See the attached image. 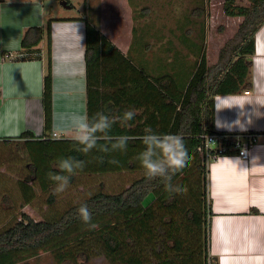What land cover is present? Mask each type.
Returning a JSON list of instances; mask_svg holds the SVG:
<instances>
[{
  "label": "trees",
  "instance_id": "1",
  "mask_svg": "<svg viewBox=\"0 0 264 264\" xmlns=\"http://www.w3.org/2000/svg\"><path fill=\"white\" fill-rule=\"evenodd\" d=\"M236 1L227 0V12L242 16L243 21L237 34L221 49L214 65L209 64L203 44L190 40L193 27L184 31L182 43L192 54V48L195 49L196 62L190 66L180 60L179 51L169 40L163 44V50L173 51V57L167 60L163 55L156 69L141 63L139 56L143 51L139 46L142 40L137 36L133 35L136 39L132 41L133 49L140 51L124 54L97 25L87 24L88 117L97 112L108 115L122 114L130 109L136 112L128 126L117 123L111 130L112 136L134 137L127 150L111 154L95 150L100 167L96 172L126 170L142 174L118 191L109 192L101 187L61 211L55 209L56 198L53 191L50 192L47 200L52 209L50 216L37 220L23 212L22 218L8 220L0 226V264H17L41 251H51L59 264H76L80 258L88 259L96 254L104 255L113 264H207L210 259L215 261L209 253V169L203 147L206 135L217 132L215 96L240 93L251 87L255 34L264 24V0H248V5H237ZM203 14L201 7L193 10L196 18ZM51 21L45 27L35 26L25 32L16 58L41 57V49L36 47L44 32L50 43ZM133 31L135 34L136 27ZM52 94L49 52L43 96L48 129L53 117ZM146 128L183 137L192 159L173 176L172 183L186 187V193L170 194L159 179L148 180L143 174L137 156L144 149L139 137ZM22 143L42 146L39 154L35 152L39 155L38 162H31L33 168L30 164L34 175L46 159H55L51 168L56 170L57 155L82 160L86 157L76 151L77 145L71 138H54L52 133L35 138L32 132L26 131L16 140H5L1 144L7 147L13 144L20 150ZM81 204H87L96 228H90L79 219L76 210Z\"/></svg>",
  "mask_w": 264,
  "mask_h": 264
},
{
  "label": "crops",
  "instance_id": "2",
  "mask_svg": "<svg viewBox=\"0 0 264 264\" xmlns=\"http://www.w3.org/2000/svg\"><path fill=\"white\" fill-rule=\"evenodd\" d=\"M70 5L65 7L61 1L49 4L47 0L0 1V143L16 140L26 131L35 138L53 132L71 138L73 133L61 117L88 115L89 20L73 14L76 6ZM51 19L50 43L44 32L36 47L41 49V57L16 58L25 32L31 27H45ZM92 24L124 54L142 50L141 63L158 69L163 38L155 44L142 42L138 51L133 49L131 35L123 36L116 29V36L110 30L107 17ZM49 52L53 87L50 129L45 125L43 101ZM215 129L257 132L259 137L249 159L240 158L232 149L208 164L209 253L217 264H264V24L255 34L251 87L215 96Z\"/></svg>",
  "mask_w": 264,
  "mask_h": 264
},
{
  "label": "rangeland",
  "instance_id": "3",
  "mask_svg": "<svg viewBox=\"0 0 264 264\" xmlns=\"http://www.w3.org/2000/svg\"><path fill=\"white\" fill-rule=\"evenodd\" d=\"M47 1L49 4L58 5V1L61 0ZM69 1L76 6L72 13L84 15L90 23L95 19L102 21L107 17L109 28L116 36L119 35L117 30H120L123 36L131 35V38L137 36L142 42L150 44H155L161 38L163 44L172 40L173 48L179 51L180 60H185L190 66L196 62L198 54L195 53L194 48L192 54L191 49L186 48L182 43V36L188 27H193L194 30L189 36L190 40L203 44L209 64L214 65L218 62L221 49L237 34L243 21L242 16L228 14L227 0ZM248 3V0H237L235 4L248 5ZM197 7L204 9V14L198 18L193 16V10ZM191 21L193 23H190ZM134 27L137 29L135 34ZM133 39L132 41L136 42V39ZM173 54L174 52L170 51L162 53L161 56L164 55L167 60H171ZM20 148L18 150L13 144L7 147L0 143V226L8 220L22 218L23 212L41 220L50 216L52 211L47 200L54 184L48 179V173L55 171L51 168L55 159L44 160L34 175L30 164L38 162V152L42 146H27L22 143ZM55 157L58 160L66 156L61 154ZM84 161V169L76 173L74 181H70L69 188L64 193L55 195L57 211L65 209L69 204L98 191L101 187L109 192L118 191L142 174L141 171L126 170L113 173L96 172L100 167L97 164L95 149L86 155ZM31 167H34L33 164ZM50 183L53 185L51 186ZM17 264L59 263L51 251H41L37 256ZM76 264L113 263L104 255L96 254L88 259L80 258Z\"/></svg>",
  "mask_w": 264,
  "mask_h": 264
},
{
  "label": "clouds",
  "instance_id": "4",
  "mask_svg": "<svg viewBox=\"0 0 264 264\" xmlns=\"http://www.w3.org/2000/svg\"><path fill=\"white\" fill-rule=\"evenodd\" d=\"M136 116L135 110H126L122 114L108 115L97 112L89 118L87 114L74 113L70 116H62L73 135L71 139L77 145L76 151L87 155L94 149L102 153L112 151L125 152L129 141L134 137L128 135L112 136L113 126L119 123L128 126ZM144 145L137 159L144 169L148 180L159 179L165 191L170 194H184L186 187L173 184V176L188 166L192 157L185 146L184 139L176 134H160L151 128H146L144 134L139 137ZM104 143H101V142ZM228 159V158H227ZM230 160V159H229ZM116 163V161H112ZM85 161L72 156L61 157L55 164V171L48 173V179L54 184L53 194L64 193L70 186L72 176L83 170ZM79 219L90 228L97 227L92 223V213L87 204H81L76 210Z\"/></svg>",
  "mask_w": 264,
  "mask_h": 264
},
{
  "label": "built area",
  "instance_id": "5",
  "mask_svg": "<svg viewBox=\"0 0 264 264\" xmlns=\"http://www.w3.org/2000/svg\"><path fill=\"white\" fill-rule=\"evenodd\" d=\"M52 137L63 138L58 132H53ZM259 134L257 132L232 133V132H216L206 135L203 151L207 158L208 164L211 160L217 159L219 156L230 153L232 149L242 159H249L252 146L258 141ZM233 142L228 144V142ZM207 264H217L211 259Z\"/></svg>",
  "mask_w": 264,
  "mask_h": 264
},
{
  "label": "water",
  "instance_id": "6",
  "mask_svg": "<svg viewBox=\"0 0 264 264\" xmlns=\"http://www.w3.org/2000/svg\"><path fill=\"white\" fill-rule=\"evenodd\" d=\"M61 4H63L65 7H71V5L67 2V0H61Z\"/></svg>",
  "mask_w": 264,
  "mask_h": 264
}]
</instances>
